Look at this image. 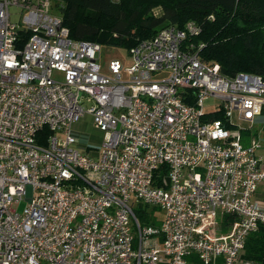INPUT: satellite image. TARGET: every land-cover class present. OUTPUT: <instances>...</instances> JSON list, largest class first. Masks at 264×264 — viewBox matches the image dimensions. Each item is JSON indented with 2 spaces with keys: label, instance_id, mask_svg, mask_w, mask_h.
Wrapping results in <instances>:
<instances>
[{
  "label": "built area",
  "instance_id": "obj_1",
  "mask_svg": "<svg viewBox=\"0 0 264 264\" xmlns=\"http://www.w3.org/2000/svg\"><path fill=\"white\" fill-rule=\"evenodd\" d=\"M198 32L165 27L104 72L52 0H0V264H258L264 79L202 61Z\"/></svg>",
  "mask_w": 264,
  "mask_h": 264
},
{
  "label": "trees",
  "instance_id": "obj_2",
  "mask_svg": "<svg viewBox=\"0 0 264 264\" xmlns=\"http://www.w3.org/2000/svg\"><path fill=\"white\" fill-rule=\"evenodd\" d=\"M52 6L69 38L128 51L165 27L192 22L199 32L187 41L201 44L202 61L219 65L228 77L264 79V0H52ZM154 210L140 207L136 213L142 223L158 225ZM243 258L264 264V227L248 236Z\"/></svg>",
  "mask_w": 264,
  "mask_h": 264
},
{
  "label": "rangeland",
  "instance_id": "obj_3",
  "mask_svg": "<svg viewBox=\"0 0 264 264\" xmlns=\"http://www.w3.org/2000/svg\"><path fill=\"white\" fill-rule=\"evenodd\" d=\"M156 12L158 13V10H155V13ZM97 57L98 64L102 67V71L104 72L107 71L108 63L111 60H118L123 67H129L132 64V60L128 55V50L124 48H111L101 46V51ZM211 103H213L212 100H210L209 102H204V108L209 107ZM73 130L78 135L86 138V140H82V147L86 146L85 143L99 145L102 142V133L94 128L91 118L89 116H85L80 120V122L74 124ZM249 134L253 135L259 141L261 147L260 152L264 154V116L257 123H255L253 129L249 132ZM262 195L264 196V191ZM257 200H260V202L264 204V200H262L261 194L258 195ZM24 206L25 202L22 201L20 202L18 207L14 209H16L18 213H21ZM154 214L158 219H161L162 213L160 211L154 210ZM216 221L219 222L220 218L218 217Z\"/></svg>",
  "mask_w": 264,
  "mask_h": 264
},
{
  "label": "crops",
  "instance_id": "obj_4",
  "mask_svg": "<svg viewBox=\"0 0 264 264\" xmlns=\"http://www.w3.org/2000/svg\"><path fill=\"white\" fill-rule=\"evenodd\" d=\"M261 148V147H260ZM260 148H259V150L257 151V154L264 160V154H262L261 152H260ZM263 188H264V185H260L259 187H258V189H257V191H256V193H255V195H254V198L255 199H258V195H260L261 194V196H262V200H264V196L262 195V193H263Z\"/></svg>",
  "mask_w": 264,
  "mask_h": 264
}]
</instances>
